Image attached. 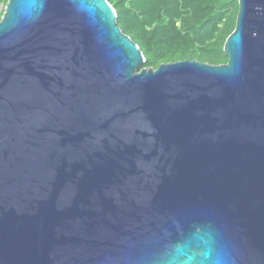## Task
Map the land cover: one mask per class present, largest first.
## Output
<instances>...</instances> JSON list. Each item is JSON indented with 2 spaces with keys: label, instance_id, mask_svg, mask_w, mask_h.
Wrapping results in <instances>:
<instances>
[{
  "label": "water",
  "instance_id": "obj_1",
  "mask_svg": "<svg viewBox=\"0 0 264 264\" xmlns=\"http://www.w3.org/2000/svg\"><path fill=\"white\" fill-rule=\"evenodd\" d=\"M226 64L141 69L106 0H8L0 264H264V0Z\"/></svg>",
  "mask_w": 264,
  "mask_h": 264
},
{
  "label": "trees",
  "instance_id": "obj_2",
  "mask_svg": "<svg viewBox=\"0 0 264 264\" xmlns=\"http://www.w3.org/2000/svg\"><path fill=\"white\" fill-rule=\"evenodd\" d=\"M116 24L144 57L141 69L197 61L226 64L223 47L235 28L237 0H106ZM8 0H0V20Z\"/></svg>",
  "mask_w": 264,
  "mask_h": 264
}]
</instances>
